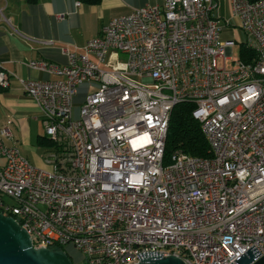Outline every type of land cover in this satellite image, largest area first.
Masks as SVG:
<instances>
[{
  "label": "built area",
  "instance_id": "built-area-1",
  "mask_svg": "<svg viewBox=\"0 0 264 264\" xmlns=\"http://www.w3.org/2000/svg\"><path fill=\"white\" fill-rule=\"evenodd\" d=\"M218 8L219 0L134 7L83 46H62L66 64L29 62L56 77L24 78L0 61V85L13 75L57 142L46 169L6 144L8 126L0 130V212L17 217L34 246L74 245L84 257L74 264H135L151 253L231 264L251 248L264 254V0H230L248 34L240 49L256 51L246 59L233 58L235 39H221L231 23ZM181 101L194 103L213 154L177 151L164 163Z\"/></svg>",
  "mask_w": 264,
  "mask_h": 264
},
{
  "label": "crops",
  "instance_id": "crops-1",
  "mask_svg": "<svg viewBox=\"0 0 264 264\" xmlns=\"http://www.w3.org/2000/svg\"><path fill=\"white\" fill-rule=\"evenodd\" d=\"M78 1H81L79 5ZM159 2L162 0H100L98 3L0 0V61L10 74L24 78L56 77L54 73L32 67L29 62L45 60L64 65L68 57L62 46L81 47L99 35L113 17L128 13L134 7ZM222 4L230 10V0H219L218 10ZM11 76L9 86L0 85V130L8 126L12 136L4 138L6 144L16 145L23 156L39 163L50 147L39 140L45 134L43 114L36 100ZM84 89L88 91L86 84L80 91Z\"/></svg>",
  "mask_w": 264,
  "mask_h": 264
},
{
  "label": "water",
  "instance_id": "water-1",
  "mask_svg": "<svg viewBox=\"0 0 264 264\" xmlns=\"http://www.w3.org/2000/svg\"><path fill=\"white\" fill-rule=\"evenodd\" d=\"M0 264H74L64 248L36 247L29 231L12 215L0 212ZM135 264H187L176 254L142 255ZM264 264V254L256 248L240 255L236 263Z\"/></svg>",
  "mask_w": 264,
  "mask_h": 264
},
{
  "label": "trees",
  "instance_id": "trees-1",
  "mask_svg": "<svg viewBox=\"0 0 264 264\" xmlns=\"http://www.w3.org/2000/svg\"><path fill=\"white\" fill-rule=\"evenodd\" d=\"M29 1L33 2L35 0ZM84 1L98 3L100 0ZM241 50V57L244 59L256 54L254 49L246 46H242ZM193 108L194 103L191 101H181L173 107L165 143L164 163L171 162L173 154L177 151H185L200 156H211L213 154L200 120L194 117L192 113ZM39 140L50 147L57 146V142L46 134L42 135Z\"/></svg>",
  "mask_w": 264,
  "mask_h": 264
},
{
  "label": "rangeland",
  "instance_id": "rangeland-1",
  "mask_svg": "<svg viewBox=\"0 0 264 264\" xmlns=\"http://www.w3.org/2000/svg\"><path fill=\"white\" fill-rule=\"evenodd\" d=\"M215 12H216L217 17H220V20L223 24L226 25L227 21L231 23V25H227V27L224 28V30L222 31L221 39L233 38L236 40L237 43L233 48V58L235 60L240 59L241 54H242L241 49H240V43L248 39L247 31L239 25L238 19L232 16L227 5L224 4L221 10L217 9ZM219 62L220 64L223 63V57L219 58ZM227 65L228 67H232L233 60L232 59L227 60ZM102 66L105 67L104 64H102ZM134 78L139 79L138 77H134ZM85 92H86V89H84L83 91H80V93L76 95L74 99V116H78L79 114V110L83 103ZM31 162L34 165H37V166H40L46 169H52V166L49 163H47L44 158L39 163L36 162L34 159H32ZM65 249L68 252V254L71 256L73 262L77 263V262H81L84 260L83 254L76 247H74V245L68 244L65 246Z\"/></svg>",
  "mask_w": 264,
  "mask_h": 264
},
{
  "label": "bare ground",
  "instance_id": "bare-ground-1",
  "mask_svg": "<svg viewBox=\"0 0 264 264\" xmlns=\"http://www.w3.org/2000/svg\"><path fill=\"white\" fill-rule=\"evenodd\" d=\"M61 120L62 121H71V114L70 113H61ZM17 220V217H14Z\"/></svg>",
  "mask_w": 264,
  "mask_h": 264
}]
</instances>
